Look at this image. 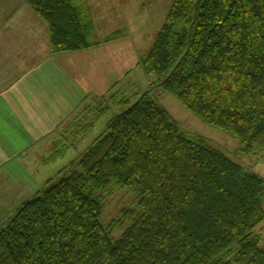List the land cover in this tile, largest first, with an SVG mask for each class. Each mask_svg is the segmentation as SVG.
I'll list each match as a JSON object with an SVG mask.
<instances>
[{"label": "trees", "instance_id": "trees-1", "mask_svg": "<svg viewBox=\"0 0 264 264\" xmlns=\"http://www.w3.org/2000/svg\"><path fill=\"white\" fill-rule=\"evenodd\" d=\"M25 2L52 53L98 44L87 0ZM140 66L148 90L0 224V264H264V178L181 132L151 97L162 88L247 155L264 153V0H174ZM110 190L135 199L118 239L102 223Z\"/></svg>", "mask_w": 264, "mask_h": 264}, {"label": "crops", "instance_id": "crops-1", "mask_svg": "<svg viewBox=\"0 0 264 264\" xmlns=\"http://www.w3.org/2000/svg\"><path fill=\"white\" fill-rule=\"evenodd\" d=\"M87 2L90 8L99 3L101 9L99 0ZM161 23L148 45L141 37L134 40L135 30L124 33L121 27L87 50L52 53L49 28L27 3L0 0V224L78 159L77 152L66 166H52L57 161L53 150L66 136L59 131L62 124L85 102L135 86L129 76L152 49ZM117 33L121 35L109 41ZM90 131L74 137L73 147L67 145L60 158Z\"/></svg>", "mask_w": 264, "mask_h": 264}, {"label": "rangeland", "instance_id": "rangeland-1", "mask_svg": "<svg viewBox=\"0 0 264 264\" xmlns=\"http://www.w3.org/2000/svg\"><path fill=\"white\" fill-rule=\"evenodd\" d=\"M99 1L101 2L102 10L99 7V3H96L98 6L94 5L91 8L89 7L93 25H95L94 28L96 29L95 32L97 33L98 29V31L100 30V32H104L103 34H105L95 33L97 39H105L111 30L115 31V29L123 28L122 31L124 33L128 32L129 29L135 30L136 33L134 40L137 38L138 41H140L138 37H141V40L146 45L153 40V37L151 36L157 35L156 32L159 31L158 23L160 21H162L160 27L161 30L167 18L166 14H168L167 12L170 10L172 2H174V0H146L145 5H143V0ZM146 45H144V47H146ZM147 54L148 52L142 60ZM128 81L134 83L135 86L127 84V86L124 85L101 98H93L89 102H85L81 105L80 109L62 124L61 130L59 131L62 133L65 132L64 135L66 136H64V140L59 142L57 147L54 148L53 151L55 152L56 150H64L65 148L67 150V145L73 147V139L74 137L79 136L81 128L93 122H95L94 125H96V127L93 126L94 128H92L90 134L84 139V142L77 143L75 148L71 150L68 155L62 159L60 157V159L56 158L57 161L51 162L53 163V168H59L60 166L67 164L71 157L76 155L77 152L80 153V157L93 144L98 136L104 132L106 125L114 115H117L126 109V104L129 105L136 101L142 92L148 90L151 82H154L155 79L151 80L147 78L140 66L139 69H135V71L129 76ZM151 97L167 112L171 120L178 126L181 132L192 138H204L212 147L224 152L230 159H232V161L236 162L244 169L264 178V153L247 155L243 152L240 142L234 136L221 129L205 124L200 118L185 108L175 96L164 91L162 88L154 89L151 93ZM118 102L122 106L120 105V107H117V105H119ZM105 111H107V113L96 122V117ZM64 155L65 153L63 156ZM50 156L51 154L49 153L48 158H50ZM58 174L55 175L54 178L59 176ZM48 182L42 190L47 187ZM134 200V197L126 190H110L106 194L102 223L105 227H109L116 239L120 238L124 232V228L120 229L122 225L127 228L131 224L127 218L132 211L136 210ZM255 234L260 237L261 246L264 248V221L255 229Z\"/></svg>", "mask_w": 264, "mask_h": 264}]
</instances>
